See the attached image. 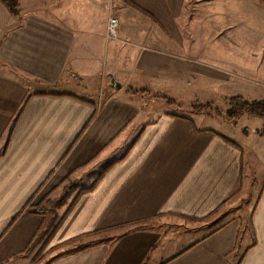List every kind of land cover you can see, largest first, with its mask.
<instances>
[{
  "label": "crops",
  "instance_id": "crops-1",
  "mask_svg": "<svg viewBox=\"0 0 264 264\" xmlns=\"http://www.w3.org/2000/svg\"><path fill=\"white\" fill-rule=\"evenodd\" d=\"M29 1L0 0V264H264L259 127L150 98L262 80L264 0Z\"/></svg>",
  "mask_w": 264,
  "mask_h": 264
},
{
  "label": "rangeland",
  "instance_id": "rangeland-1",
  "mask_svg": "<svg viewBox=\"0 0 264 264\" xmlns=\"http://www.w3.org/2000/svg\"><path fill=\"white\" fill-rule=\"evenodd\" d=\"M49 1L51 0H46V4L48 5ZM44 3V2H43ZM25 7H28L30 10L39 13V11H41L40 9L42 8V0H30L28 2V4H26ZM44 13V12H41ZM261 28H264L263 26L257 27L255 29L260 30ZM224 39V38H223ZM224 43V40H223ZM229 46H237V45H232L229 42V39H226V44L223 45H219L218 43L212 44L211 47H215L217 49V52L220 53L219 49H222L223 51L227 48L229 49ZM240 49V51H247L248 53L251 52V49H249L247 46H244L242 44H239L238 46ZM256 48H260V47H255ZM263 49V48H262ZM262 49H256L257 51H261V53L263 52ZM239 51V52H240ZM226 79V78H225ZM255 81V82H254ZM214 85V84H213ZM212 85V87L208 88L207 92H199L198 91L200 89H202L203 86H201V88L198 90V86H196L194 89L195 92H190L191 90L189 89L188 92L186 93H178V97L177 94L174 93V99L172 98H167L166 95L164 94H160V95H155L157 92H153L155 94H150V98L152 99H159L158 104L164 105L165 103L168 105L169 103L172 104L171 109L174 111H182L185 114H189L192 115L191 117H193L194 119H197V116H194V113H198V114H204V115H209V116H213L218 118L219 120H221L224 124H230V125H236V124H231L229 122L226 121L225 118L223 117H217L215 115V112L213 113V109L214 108H219L220 110H222L223 112H225L226 108H227V103H226V98H229L231 96H236V95H240L243 96L246 100L248 101H254V100H262L264 99V78L261 80L260 78H252V77H232L228 80H224L223 83H220L218 85H216L215 87ZM256 88V89H253ZM107 89V88H106ZM60 90V88H59ZM98 90V89H97ZM110 91V89H107ZM100 93H102V88L101 90L99 89ZM134 90L132 89H128V92H132ZM135 93L139 92V91H134ZM85 93H89V92H85ZM93 93V92H90ZM95 94L97 95V91L95 92ZM144 94V93H142ZM176 95V96H175ZM183 95V97H182ZM151 99V100H152ZM209 102H211L213 104L212 110L209 111L208 110H202L201 111V107L202 105H206ZM178 105H180L181 107H178ZM163 109V108H162ZM194 112V113H192ZM210 125V124H209ZM253 125L256 127H259L258 131L260 134H262V130H263V124L262 121L256 118H251V117H244L242 118V120H240L239 124L237 125V127H239V131H243L245 129V127H253ZM216 127V123H213L211 125V127ZM246 132L248 130H245ZM263 135V134H262ZM64 196V195H63ZM71 198L72 196H64L63 198L60 199V197H58L57 199H52V203L47 205L48 201L46 202V206H38L36 208H42L44 210H50L53 209L54 207H57L60 211L63 212L64 208L67 207V204H69L71 202ZM60 200V202L58 203V201ZM74 200V199H73ZM58 203V204H57ZM63 207V208H62ZM236 208V207H235ZM234 209L233 207H231V210ZM44 248H42L43 250ZM42 250L40 249L39 255L42 252ZM40 257V261H41ZM37 259V257H36ZM37 261V260H34ZM37 263V262H35Z\"/></svg>",
  "mask_w": 264,
  "mask_h": 264
},
{
  "label": "trees",
  "instance_id": "trees-1",
  "mask_svg": "<svg viewBox=\"0 0 264 264\" xmlns=\"http://www.w3.org/2000/svg\"><path fill=\"white\" fill-rule=\"evenodd\" d=\"M4 4L7 5V7L10 9L11 13L15 16L20 15V3L19 0H1ZM227 108L225 112L220 110L219 108H214L213 113L215 112V115L217 117H223L226 119L227 122L231 124H238L240 120L244 117H251L256 118L262 121L263 124V130L262 134L264 135V99L262 100H254V101H248L243 96L236 95L231 96L229 98H226ZM202 110H208L211 111L213 104L209 102L206 105H202ZM227 140V139H226ZM229 141V140H227ZM231 142V141H229ZM8 141L6 144L5 149L7 148ZM232 143V142H231ZM5 154V151L0 154V157ZM95 184H93L91 187L85 188L79 192V194H82L84 191H89L94 188ZM77 199L75 198L74 201L69 205L68 209L64 213L62 219L54 226L52 232L47 237V241L50 240V238L53 237V235L56 233L58 228L61 226L63 221L66 219L68 213L71 211L73 206L75 205ZM45 210L42 208H33V212L35 213H43ZM48 243V242H47Z\"/></svg>",
  "mask_w": 264,
  "mask_h": 264
},
{
  "label": "built area",
  "instance_id": "built-area-1",
  "mask_svg": "<svg viewBox=\"0 0 264 264\" xmlns=\"http://www.w3.org/2000/svg\"><path fill=\"white\" fill-rule=\"evenodd\" d=\"M119 36V22L118 19L111 16L107 24V38L117 39Z\"/></svg>",
  "mask_w": 264,
  "mask_h": 264
},
{
  "label": "water",
  "instance_id": "water-1",
  "mask_svg": "<svg viewBox=\"0 0 264 264\" xmlns=\"http://www.w3.org/2000/svg\"><path fill=\"white\" fill-rule=\"evenodd\" d=\"M110 86L112 88H115V89H120L121 88V84L119 82H117L113 76H111Z\"/></svg>",
  "mask_w": 264,
  "mask_h": 264
}]
</instances>
